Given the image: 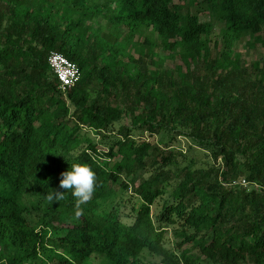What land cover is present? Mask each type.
Returning a JSON list of instances; mask_svg holds the SVG:
<instances>
[{
  "label": "trees",
  "instance_id": "16d2710c",
  "mask_svg": "<svg viewBox=\"0 0 264 264\" xmlns=\"http://www.w3.org/2000/svg\"><path fill=\"white\" fill-rule=\"evenodd\" d=\"M45 1L0 0V264H264V62L236 48L264 46V0H202L225 24L217 58L213 24L181 14L200 0H64L129 42L152 31L186 72ZM52 51L82 73L66 93ZM72 163L99 183L79 219L71 192L45 199Z\"/></svg>",
  "mask_w": 264,
  "mask_h": 264
},
{
  "label": "rangeland",
  "instance_id": "374dc122",
  "mask_svg": "<svg viewBox=\"0 0 264 264\" xmlns=\"http://www.w3.org/2000/svg\"><path fill=\"white\" fill-rule=\"evenodd\" d=\"M34 8L37 11H41L43 7H48L50 5L47 4L45 0H33ZM202 0L198 2L197 5L188 4L182 11L181 14L183 17H188L189 15H197L200 17V20L203 22H211L213 24V31L210 37L211 40V50L214 58L220 57V54L223 51V39H222V31L225 28V24L220 22L217 17L215 11L209 5H205L201 3ZM97 3L101 4L102 1L97 0ZM52 9L54 10L55 15L63 20V19H84L85 24L93 28V32L100 34L101 36H106L107 39L113 41L118 39L119 35L120 41L126 45L128 44L127 53L133 56L134 58H138L141 52L143 55L151 56L153 61H149V67L151 69H155L159 67L163 61H165L166 68L174 69L177 66L182 68V72H186V67L183 62L179 58V56L174 54H170V52L164 50L163 46L160 43V40L157 34H154L150 30H142L141 33L135 36L133 41L129 42L126 35L128 33V29L125 27L115 28L109 21L104 19L103 17L99 18H90V16H86L83 14L82 9L74 7L72 5H67L64 0H53ZM260 36L264 39V29ZM255 40L251 36L244 37L237 45V51L240 52L243 56V59L247 61L248 65H251L256 62H264V46L261 43H257L255 46H252L251 43H254ZM128 58H126L127 61ZM163 65V67H164ZM145 136V135H144ZM89 137L91 139L96 138L95 135L89 133ZM98 140V138H96ZM182 148L187 150L188 141L184 138L181 139ZM106 148V147H105ZM197 156L202 157V154H197ZM142 172H139L134 179L138 180L139 176ZM139 184V181L137 182ZM158 208L157 205L153 207V212H156ZM167 236L171 238V233L168 232ZM173 240V239H172ZM176 243V241H175ZM186 248H190L189 246ZM191 252L197 253L196 250L190 249ZM94 264H100L102 259L94 256L93 257Z\"/></svg>",
  "mask_w": 264,
  "mask_h": 264
},
{
  "label": "clouds",
  "instance_id": "9594fccd",
  "mask_svg": "<svg viewBox=\"0 0 264 264\" xmlns=\"http://www.w3.org/2000/svg\"><path fill=\"white\" fill-rule=\"evenodd\" d=\"M99 187L97 174L90 165L85 163H72L70 170L60 173L59 189H52L47 192L45 199L52 205L66 199V193L71 192L75 200L73 214L79 219L85 214L82 205L87 204L93 198L96 189Z\"/></svg>",
  "mask_w": 264,
  "mask_h": 264
},
{
  "label": "built area",
  "instance_id": "2783aa9c",
  "mask_svg": "<svg viewBox=\"0 0 264 264\" xmlns=\"http://www.w3.org/2000/svg\"><path fill=\"white\" fill-rule=\"evenodd\" d=\"M48 63L53 74L57 77L59 88L63 93H66L81 81L82 73L79 67L64 54L52 51L48 56ZM238 184H242L245 187L249 186V183L245 180Z\"/></svg>",
  "mask_w": 264,
  "mask_h": 264
}]
</instances>
